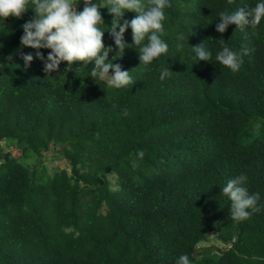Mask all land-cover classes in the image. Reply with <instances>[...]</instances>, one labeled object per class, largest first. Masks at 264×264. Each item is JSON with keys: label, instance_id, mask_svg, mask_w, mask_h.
<instances>
[{"label": "trees", "instance_id": "1", "mask_svg": "<svg viewBox=\"0 0 264 264\" xmlns=\"http://www.w3.org/2000/svg\"><path fill=\"white\" fill-rule=\"evenodd\" d=\"M169 2L160 34L168 52L148 65L140 46L116 53L113 17L100 9L109 60L135 80L122 88L91 77L94 62H62L46 75L37 50L20 44L32 0L21 18H0V142L10 148L0 146V264H176L180 255L264 264V207L234 221L222 192L245 174L264 206V18L216 31L220 12L264 0ZM221 39L242 61L236 72L216 60ZM124 42L133 43L131 28ZM202 43L209 61L193 49ZM22 54L33 55L30 66ZM164 68L172 73L161 80ZM50 147L67 168L47 172ZM209 234L223 247L202 246Z\"/></svg>", "mask_w": 264, "mask_h": 264}, {"label": "clouds", "instance_id": "2", "mask_svg": "<svg viewBox=\"0 0 264 264\" xmlns=\"http://www.w3.org/2000/svg\"><path fill=\"white\" fill-rule=\"evenodd\" d=\"M29 0H0V18H21L29 9ZM31 9L35 15L21 25L23 35L20 38L22 47L36 49V58L42 61L43 71L46 75L58 72L62 62L67 63V69L72 68L76 62H94L91 77H99L107 80L111 87L122 88L133 85L135 80L130 71L122 70L120 64H113L109 60V53L114 49L106 47L103 42L104 32L100 27L104 24L101 8H107L113 19L108 32L114 40L116 53L124 52L125 48L133 45L139 47V59L141 63L148 65L161 54L168 52V44L161 39L163 34V23L165 20V7H170L169 0H147V6L142 0H104L103 4L97 0H83V10H77V4L73 0H32ZM125 12H135L137 15L130 21L124 19ZM219 22L216 31L223 34L229 25L238 28L256 26L264 18V2L257 3L254 8L241 7L234 13H219ZM131 28L133 43L128 45L124 42V34ZM117 29H119L117 31ZM147 38V43L142 44ZM183 40L181 34L177 37ZM222 51L216 55V60L231 71L236 72L242 62L238 53L223 45ZM182 47V45H178ZM40 49H49L47 57ZM199 61H209L212 53L207 50L203 43L193 47ZM25 67L30 66L33 61L32 54H22ZM12 59L11 56L8 57ZM66 69V70H67ZM110 69L113 74L110 75ZM172 72L169 68L161 69L160 79L164 80ZM143 158L144 152L137 153ZM248 177L241 174L229 179L222 192L226 194L232 204L230 216L234 221H244L252 213H258L264 206H257L260 200L259 193H249L245 186ZM251 211H248V210ZM176 264H190L187 255H180Z\"/></svg>", "mask_w": 264, "mask_h": 264}, {"label": "rangeland", "instance_id": "3", "mask_svg": "<svg viewBox=\"0 0 264 264\" xmlns=\"http://www.w3.org/2000/svg\"><path fill=\"white\" fill-rule=\"evenodd\" d=\"M83 2V0H80ZM74 4H77L78 8V0H73ZM3 58L0 56V64L3 62ZM1 151L2 153H6L9 151V146L5 141L0 142ZM43 166L46 168L48 173H53L54 171H58L59 169L67 168V164L63 159L62 155L57 151L50 147L49 151H47L42 160ZM202 246H210V245H217L223 247L221 241H216L211 234H209L208 238L201 244ZM212 257H215V254H211Z\"/></svg>", "mask_w": 264, "mask_h": 264}]
</instances>
